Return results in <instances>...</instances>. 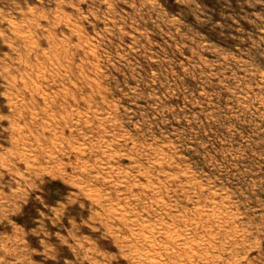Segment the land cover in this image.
Returning <instances> with one entry per match:
<instances>
[{
  "label": "rangeland",
  "instance_id": "obj_1",
  "mask_svg": "<svg viewBox=\"0 0 264 264\" xmlns=\"http://www.w3.org/2000/svg\"><path fill=\"white\" fill-rule=\"evenodd\" d=\"M0 264H264V0H0Z\"/></svg>",
  "mask_w": 264,
  "mask_h": 264
}]
</instances>
